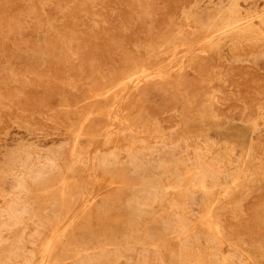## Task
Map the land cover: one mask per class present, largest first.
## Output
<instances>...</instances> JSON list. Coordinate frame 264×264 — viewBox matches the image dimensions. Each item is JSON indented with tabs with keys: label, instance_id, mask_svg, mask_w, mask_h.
<instances>
[{
	"label": "rangeland",
	"instance_id": "rangeland-1",
	"mask_svg": "<svg viewBox=\"0 0 264 264\" xmlns=\"http://www.w3.org/2000/svg\"><path fill=\"white\" fill-rule=\"evenodd\" d=\"M0 264H264V0H0Z\"/></svg>",
	"mask_w": 264,
	"mask_h": 264
},
{
	"label": "bare ground",
	"instance_id": "bare-ground-1",
	"mask_svg": "<svg viewBox=\"0 0 264 264\" xmlns=\"http://www.w3.org/2000/svg\"><path fill=\"white\" fill-rule=\"evenodd\" d=\"M90 206V205H89ZM182 229V228H181ZM72 235V234H71ZM107 242V241H106ZM49 245V244H48ZM107 245V244H106ZM107 248V247H106ZM52 250V249H51ZM51 250H50V252H51ZM45 251H46V248H45ZM50 252H48L49 254H50V256H51V253ZM63 253V252H62ZM103 253V252H102ZM107 253V252H106ZM45 254H43V256H44ZM47 256V255H46ZM102 256H104V255H102ZM45 257V256H44ZM48 259V258H47ZM81 260V259H80Z\"/></svg>",
	"mask_w": 264,
	"mask_h": 264
}]
</instances>
